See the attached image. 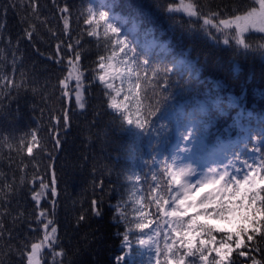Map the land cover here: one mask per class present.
<instances>
[{
    "label": "trees",
    "instance_id": "obj_1",
    "mask_svg": "<svg viewBox=\"0 0 264 264\" xmlns=\"http://www.w3.org/2000/svg\"><path fill=\"white\" fill-rule=\"evenodd\" d=\"M31 2L0 0V9H6L0 12V75L5 77L0 88V188L4 190L0 198L3 213L0 218L4 224L0 261L24 264L20 253L25 246L43 240L46 220L40 217V212L44 210L55 222L59 242L52 250L43 249L41 264H54L50 251L62 252L55 256L59 264H118V258L125 252L122 234L126 229L117 222L114 206L128 201L129 219L133 218L134 186L126 177L133 172L140 175V188L147 195L152 156L158 152L166 156L171 151L178 139L175 124H169L171 131L163 149L150 146L148 137L141 138L138 132L125 130L128 126H122L119 117L107 107L105 89L92 80L98 53L103 48L97 37L88 34L92 26L86 23L87 8L110 0H56L55 4L52 0H36V13ZM201 2L207 4L205 12L226 5L228 14L232 15L233 7L242 13L254 0ZM114 3L113 11L129 20L126 27H131L132 20L139 24L141 41L143 33L151 30L157 43L167 45L166 56L156 48L151 58L161 63V67L171 69L166 77L169 87L165 90L171 97L166 105L169 113H172L170 100L176 97L188 109L198 108L203 101L209 108L208 116H201L203 126L211 124L213 134L225 136L223 130L237 124L235 116L241 109L231 104L234 98L238 105H244L241 121L250 128L264 129V57L254 52L245 55L235 47L214 43L200 31L198 21L194 24L196 30L189 31L188 17L173 13L170 18L166 11L169 5H178L179 0H114ZM65 5L70 9L67 28L60 11ZM29 30L33 31L31 40L26 36ZM58 44L59 55L64 57L60 63L49 59L58 56ZM68 44L73 45L71 50H67ZM75 51L81 53L79 64L84 72L86 107L83 110L76 106L74 96L71 100L61 96L59 83L67 75V60ZM140 51L137 47V52ZM183 53H187V64L202 68V81L196 83L200 89L197 94L195 91L191 94L190 83L180 77L184 71L173 70L174 57ZM23 74L29 75L27 81ZM7 80L13 84L9 85ZM15 85L21 86L17 89ZM70 87H74L73 83ZM213 99L216 104L211 103ZM65 111L69 116L67 127L63 122L56 124V118L62 119ZM33 130L41 147H34L33 155L29 156L19 141L29 140ZM57 138L61 140L58 147ZM156 159L160 156L156 155ZM53 172L55 185L50 184ZM34 177L42 178L49 187L54 186L57 195L42 197L37 204L32 196L40 191V179L33 182ZM7 185H12L11 191ZM51 200L56 201L54 210ZM97 208L100 215L95 214ZM82 215L83 221L79 220ZM137 235V232L130 234L133 244ZM246 243L258 250L242 248L250 255L241 257L234 252L231 261L251 264L254 257L264 264V240L260 235ZM139 252L132 249V260H126L128 264H141Z\"/></svg>",
    "mask_w": 264,
    "mask_h": 264
},
{
    "label": "snow or ice",
    "instance_id": "obj_2",
    "mask_svg": "<svg viewBox=\"0 0 264 264\" xmlns=\"http://www.w3.org/2000/svg\"><path fill=\"white\" fill-rule=\"evenodd\" d=\"M52 2L55 4L56 0ZM31 7L36 13V0H32ZM205 7L207 4L201 0H179L178 5L171 4L166 11L170 18L173 13L188 17L189 31H195V22H200V31L214 43L235 47L245 55L254 52L264 57V0H254L253 5L242 13L233 7L232 15L228 14L226 5L208 12L203 11ZM114 8V0L87 8L86 23L92 26L88 34L97 37L103 48V52L98 53L92 80L103 86L104 95L108 97L107 107L119 117L122 126H128L126 131L138 132L141 138H149L150 146L162 149L168 143L169 124H175L178 137L168 155L158 152L159 160L156 155L152 156L151 183L146 196L140 188V175L133 172L126 177L134 186L131 193L133 218L129 219L128 201L114 206L117 222L126 229L122 234V248L128 249L118 258V264H128L126 257L133 255V240L130 239L133 232L139 233L135 243L142 249L139 252L141 264H234L229 259L233 252L243 257L250 252L240 250L242 248L258 250L246 241L252 242L256 235L264 240V129L254 136L251 130L245 129L243 131L248 135L238 137L236 141L218 138L215 144H209L206 130L199 127L200 121L194 115L189 114L184 122L181 120L184 117L182 111L170 116L166 105L171 97L165 90L169 87L166 77L171 69L161 67V63L151 58L156 48L166 56L169 52L167 45L149 39L151 30L143 33L141 41L139 24L132 20L131 27H126L128 18L117 15ZM5 11L0 9V12ZM60 11L67 28L70 9L65 5ZM32 35L33 31H26L29 40ZM137 47L141 49L139 53ZM72 48L73 45H67V50ZM56 51L58 56L49 59L60 63L64 57L59 55V44ZM186 58L187 53L174 57V65L186 63ZM80 59L81 53L73 52V57L67 60L69 71L59 83L61 96L71 100L74 95L76 106L83 110L86 101ZM4 81L5 77L0 75V88ZM71 81H75L74 87H70ZM7 83L11 85L13 81L7 80ZM15 86L19 89L21 85ZM68 120L65 111L62 119L56 118V124L63 122L67 127ZM55 134L58 136V132ZM29 137L27 141L20 140L19 145L32 156L34 147H41V144L35 130ZM60 144L61 140L57 138L55 145ZM37 178L34 177L33 182ZM39 179L40 191L32 196L37 204L42 197L57 195L54 186L49 187L42 178ZM55 183L53 172L50 184ZM7 187L11 191L12 185ZM3 191L0 188V198ZM49 202L54 210L56 201ZM95 214H101L98 208ZM2 215L0 210V217ZM40 217L46 220L43 240L25 246L20 253L24 264H41L43 249L52 250L59 242L54 220L48 218L44 210H41ZM84 219L83 215L79 217L81 221ZM3 236L4 224L0 218V238ZM49 254L53 256L54 264H59L55 256L62 255V252L50 251ZM251 264L261 262L252 257Z\"/></svg>",
    "mask_w": 264,
    "mask_h": 264
},
{
    "label": "rangeland",
    "instance_id": "obj_3",
    "mask_svg": "<svg viewBox=\"0 0 264 264\" xmlns=\"http://www.w3.org/2000/svg\"><path fill=\"white\" fill-rule=\"evenodd\" d=\"M71 83H73V85H75L74 84V82L73 81H71ZM70 83V84H71ZM74 96V95H73ZM206 107L204 106V105H202L201 107H200V112L201 113H206ZM193 115V114H192ZM196 120H198V121H200L199 119H197L196 118ZM201 129H202V126L200 125L199 126ZM245 129H248V130H251V133H252V135L254 136V135H256L257 133L254 131L253 132V130L252 129H249L248 127H245L243 124H241V123H239L238 125H237V127L236 128H234V130H230V132H227V136L226 137H221V138H219L220 140H228V139H231L232 141H236L237 140V138L238 137H241V136H245V135H248V132H246V131H243V130H245ZM203 130V129H202ZM206 130V129H205ZM205 134H207V130H206V132H205ZM218 139V138H217ZM217 139L215 140V142H214V144L217 142ZM209 139H207V142L209 143ZM209 144H211V143H209ZM241 148H242V145L240 146ZM217 238L219 239V236H217ZM132 249H133V247H132ZM124 250L125 251H128V249H125L124 248ZM141 251H142V249H141ZM238 251V250H237ZM234 253V252H233ZM213 255H214V253H213ZM231 258V257H230ZM229 258V259H230ZM126 259H131V257H126ZM209 259H211V257H209Z\"/></svg>",
    "mask_w": 264,
    "mask_h": 264
},
{
    "label": "bare ground",
    "instance_id": "obj_4",
    "mask_svg": "<svg viewBox=\"0 0 264 264\" xmlns=\"http://www.w3.org/2000/svg\"><path fill=\"white\" fill-rule=\"evenodd\" d=\"M28 77H29V75L28 74H23V78H24V80H28Z\"/></svg>",
    "mask_w": 264,
    "mask_h": 264
}]
</instances>
